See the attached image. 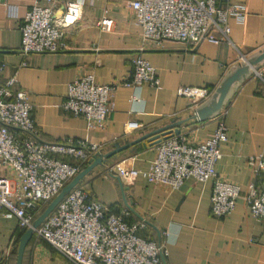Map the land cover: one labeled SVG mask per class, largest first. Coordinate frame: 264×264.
I'll use <instances>...</instances> for the list:
<instances>
[{"label": "crops", "instance_id": "crops-1", "mask_svg": "<svg viewBox=\"0 0 264 264\" xmlns=\"http://www.w3.org/2000/svg\"><path fill=\"white\" fill-rule=\"evenodd\" d=\"M84 1L82 19L68 33L70 48L26 55L21 50L20 28L36 0H11L19 6L17 17L9 16L4 0H0V62L8 64L2 79L18 75L21 87L28 91L39 133L48 142L88 140L101 144L106 152L116 142L124 143L174 119L188 117L196 105L178 94L180 86L208 87L213 91L232 65L264 46V0H231L244 6L246 19L240 23L230 18L229 40L192 45L165 39L149 41L145 47L143 28L129 5L131 0ZM102 17L112 19L111 29L100 26ZM216 34L221 31L216 30ZM139 53L155 67L159 87L123 84L130 78L133 59ZM90 71L99 83H119L114 91V109L103 129H89L84 117L63 108L70 83ZM220 118L228 127L229 138L221 144L218 171L241 187L237 206L227 216L218 218L212 214L211 180L188 179L173 189L143 175L155 158L158 144L144 147L138 143L95 166L82 181L93 197L104 201L111 210H118L126 202L119 175L112 167L131 159L130 164L140 171L132 182L123 181L129 187L125 193L133 207L132 218L148 221L144 230L148 237H161L166 248L163 264H264V220L256 218L247 204L250 185L260 186L264 179V171L259 175L256 172L257 157H264V83L251 76L219 116L204 122L188 120L181 126V133L203 140L214 132ZM129 123H136V128L130 129ZM23 233L16 217L0 212V264H17ZM23 264L73 263L33 235Z\"/></svg>", "mask_w": 264, "mask_h": 264}, {"label": "built area", "instance_id": "built-area-1", "mask_svg": "<svg viewBox=\"0 0 264 264\" xmlns=\"http://www.w3.org/2000/svg\"><path fill=\"white\" fill-rule=\"evenodd\" d=\"M47 1L42 5L41 0H36L21 24V50L26 55L70 48L68 33L82 19L84 0ZM4 4L9 16H18L17 4L11 0H4ZM129 5L143 28L144 47L149 41L165 39L192 45L204 41L218 44L230 39V18L240 23L246 19L244 6L231 0H131ZM62 8L63 12H59ZM98 23L105 29L113 26L109 17H102ZM216 30L221 34L217 35ZM7 67L6 62H0V212L16 217L19 226L28 229L47 204L83 170L84 164L104 151L101 144L88 140L77 143L43 140L28 91L21 87L18 75L2 79ZM252 76L264 83V65L254 69ZM145 83L159 87L160 77L150 61L139 53L133 59L130 78L123 84L137 87ZM118 85L117 81L97 82L93 71L82 74L70 83L63 108L84 117L89 129H103L114 109ZM211 93L208 87L178 88V94L195 105ZM128 126L136 128V123ZM228 138L223 118L214 132L200 141L186 134H174L158 144L150 168L142 173L149 181L166 183L173 189L180 188L188 179L211 180L212 214L218 218L227 216L235 210L241 195L240 185L221 176L217 167L222 157L221 144ZM257 158L259 175L264 171V157ZM130 162L126 158L112 167L122 181L132 182L140 172ZM247 204L256 218L264 220V179L260 186L250 185ZM132 216L133 210L128 205L111 210L79 184L35 229L34 235L73 264H163L166 248L162 240L144 236L148 221Z\"/></svg>", "mask_w": 264, "mask_h": 264}, {"label": "water", "instance_id": "water-1", "mask_svg": "<svg viewBox=\"0 0 264 264\" xmlns=\"http://www.w3.org/2000/svg\"><path fill=\"white\" fill-rule=\"evenodd\" d=\"M59 12H63V8ZM262 65H264V46L252 52L251 54L244 56L240 61L232 65L218 86L212 91L210 96L197 104L193 113H191L188 117L174 119L165 125L143 133L135 139L127 140L124 143L116 142L114 144V148L106 152L94 154L88 160L87 167L81 170L69 183H67V185L51 202L47 204L42 213L35 219L33 226L26 229V231L23 233L18 246L17 264H23L26 247L35 234V229L40 226L44 220L54 211V209L67 193L82 183L85 176L89 174L95 166L98 164L107 163L108 160L113 158L115 155L138 143H142L144 147H149L159 144L164 139H167L174 134H180L181 126L188 120L204 122L219 116L228 107L239 87L253 75L254 69L259 68ZM118 179L120 180L126 205H128L133 210V207L131 203L128 202L125 193L129 187L124 184L119 176ZM160 240L161 237L159 241Z\"/></svg>", "mask_w": 264, "mask_h": 264}, {"label": "trees", "instance_id": "trees-1", "mask_svg": "<svg viewBox=\"0 0 264 264\" xmlns=\"http://www.w3.org/2000/svg\"><path fill=\"white\" fill-rule=\"evenodd\" d=\"M87 165H88V163H86V164H84V166H83V169L85 168V167H87ZM81 184H83V183H81ZM86 189L88 188V187H85ZM20 227V226H19ZM22 230H23V232H25L26 231V229H23V228H21ZM144 236H147L146 234H145V232H143L142 233Z\"/></svg>", "mask_w": 264, "mask_h": 264}]
</instances>
